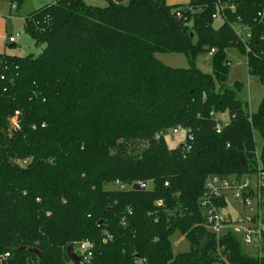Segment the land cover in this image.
<instances>
[{"label": "trees", "instance_id": "trees-1", "mask_svg": "<svg viewBox=\"0 0 264 264\" xmlns=\"http://www.w3.org/2000/svg\"><path fill=\"white\" fill-rule=\"evenodd\" d=\"M107 2L45 4L24 22L41 54L0 55V264H70L68 247L84 240L89 264H264V242L250 256L235 235L214 238L199 205L212 178L264 171V97L250 113L224 58L239 48L264 86V0ZM203 50L215 51L212 75L193 65ZM157 54L192 66L170 68ZM176 128L185 141L170 148ZM177 232L188 253L172 252Z\"/></svg>", "mask_w": 264, "mask_h": 264}, {"label": "rangeland", "instance_id": "rangeland-1", "mask_svg": "<svg viewBox=\"0 0 264 264\" xmlns=\"http://www.w3.org/2000/svg\"><path fill=\"white\" fill-rule=\"evenodd\" d=\"M84 2L92 7L103 8L108 5L107 0H84ZM46 3L43 0H25L20 8L12 9L11 2L9 0H0V55L3 56H20L24 57L30 54L38 56L41 54L44 46L36 47L34 41L25 32L24 22L25 18L32 12L38 10ZM189 4V0L187 3ZM220 22L217 23V26ZM193 23H189V27L192 28ZM236 31H242V26L236 25ZM10 37L16 39V47L12 48L13 43L9 42ZM246 42L247 36H244ZM197 43V39H194V44ZM158 60L165 66L173 69H189L192 65L187 58L182 54H157ZM224 58L230 61V66L227 69L228 79L227 85L231 88L239 89L237 96L243 102H246L249 107V111L252 114H256L259 111L260 105L264 97V86L261 82L254 77L249 76L247 66V55L239 48L233 47L225 51ZM215 56H210L208 51H201L193 59V65L195 68L205 74H213V65ZM218 120L222 125H225L229 121L228 113H224L218 116ZM174 129H168L166 131L165 140L170 148H175L185 141V133L182 131L174 135L172 133ZM254 139L256 144L257 156L260 157L263 148V139L258 130L254 131ZM254 180V177H252ZM111 189V185L107 187ZM150 188V184H149ZM256 207V206H255ZM247 208L239 202L227 198L226 205L221 211V215L230 219L231 221L237 220L238 217L251 218L256 216V209ZM264 218V209L262 211ZM239 237V235H235ZM243 250L250 256H257V250L251 245H242ZM171 247L174 254H183L190 251L189 241L182 236L179 232L175 233L171 238ZM213 264H227L223 260L221 262Z\"/></svg>", "mask_w": 264, "mask_h": 264}, {"label": "built area", "instance_id": "built-area-1", "mask_svg": "<svg viewBox=\"0 0 264 264\" xmlns=\"http://www.w3.org/2000/svg\"><path fill=\"white\" fill-rule=\"evenodd\" d=\"M46 4H55L57 0H43ZM15 9V6H13ZM261 15V14H260ZM215 19L216 16H213ZM240 42L247 48L246 40L244 36L249 38L245 30L236 33ZM10 43H15L16 39L10 37ZM215 51L212 50L210 56ZM15 123V120H13ZM221 125H217V131L220 132ZM185 133L181 128H176L172 131L174 135L180 132ZM190 141L193 138L190 136ZM254 177V180L252 179ZM252 177H227L212 178L206 186V190L202 195L199 205L203 211L205 219V227L211 233V235L219 239L224 235H239V239L242 245H251L257 250V254H260L263 248L264 242V218L262 216L263 199H264V171L258 170ZM120 190H126L127 187L115 184ZM227 198L241 202L244 207L256 209V216L251 218L238 217L237 220L231 221L221 215L223 206L222 200ZM94 245L89 240L78 242L74 247V254L80 258L83 263L89 264L90 259L93 256ZM70 264H75L70 261Z\"/></svg>", "mask_w": 264, "mask_h": 264}, {"label": "water", "instance_id": "water-1", "mask_svg": "<svg viewBox=\"0 0 264 264\" xmlns=\"http://www.w3.org/2000/svg\"><path fill=\"white\" fill-rule=\"evenodd\" d=\"M193 36V35H191ZM12 48L15 47V45H12L11 46ZM183 146V145H182ZM132 190L134 191H145L148 189V184L143 182V183H134L131 187ZM22 249H27L28 251L30 252H33L35 254L38 255V257H42V254L40 251L36 250V249H33V248H26V247H22ZM67 254H68V257L69 259L74 262L75 264H86V263H83L79 257H77L75 254H74V248L73 246H69L68 249H67Z\"/></svg>", "mask_w": 264, "mask_h": 264}, {"label": "crops", "instance_id": "crops-1", "mask_svg": "<svg viewBox=\"0 0 264 264\" xmlns=\"http://www.w3.org/2000/svg\"><path fill=\"white\" fill-rule=\"evenodd\" d=\"M113 1L116 2V3H125V2H127L129 0H113ZM187 2H188V0H167V4L169 6L187 5V4H185ZM189 2H190V0H189ZM16 43H17V41L15 43H13L12 45H15ZM15 47H16V45H15Z\"/></svg>", "mask_w": 264, "mask_h": 264}]
</instances>
